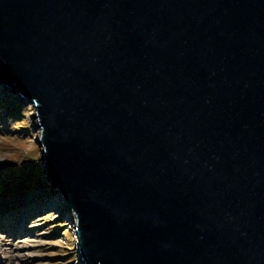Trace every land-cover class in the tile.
<instances>
[{
    "label": "water",
    "instance_id": "water-1",
    "mask_svg": "<svg viewBox=\"0 0 264 264\" xmlns=\"http://www.w3.org/2000/svg\"><path fill=\"white\" fill-rule=\"evenodd\" d=\"M0 86L82 264H264V0H0Z\"/></svg>",
    "mask_w": 264,
    "mask_h": 264
},
{
    "label": "rangeland",
    "instance_id": "rangeland-1",
    "mask_svg": "<svg viewBox=\"0 0 264 264\" xmlns=\"http://www.w3.org/2000/svg\"><path fill=\"white\" fill-rule=\"evenodd\" d=\"M20 100L16 93L5 92L0 86V202L18 200L20 208L25 207L22 203L26 199L39 204L33 207L34 216L24 225L22 238L7 236L9 232L0 229V255L4 264H82L70 221L74 217L63 214L42 173L34 108L25 100L20 105ZM22 219L20 216L11 223L12 230L20 232L16 223ZM4 222L0 220L3 226Z\"/></svg>",
    "mask_w": 264,
    "mask_h": 264
},
{
    "label": "bare ground",
    "instance_id": "bare-ground-1",
    "mask_svg": "<svg viewBox=\"0 0 264 264\" xmlns=\"http://www.w3.org/2000/svg\"><path fill=\"white\" fill-rule=\"evenodd\" d=\"M19 102H20L19 103L20 105L24 104V102L22 100H20ZM45 180H47L46 177H45ZM54 193H55V190H54ZM53 196H55V199H57L58 203L61 204V206L63 208L62 212L63 211L65 212V213L63 212V214H66V213L71 214V212L68 210V207L66 206V204L64 202V199L62 197H60V195L58 193L54 194ZM17 201L18 200L5 199V200L0 202V220L6 221V222H4V223H6L4 225V229L6 231H9L12 235H14L15 237H17L19 239V238H22L21 234H23L22 232H24L23 231L24 225L26 224V222L29 219H31V217L34 216L32 214L33 207L37 206L39 203H36V201H34V200L29 201L28 199H26L22 203L25 205V207L20 208V207H18L19 205H18ZM49 205H51V204L48 203L46 206H49ZM20 216L23 217V219L21 220L20 223H18V222L16 223L18 226L21 227L20 232H19V229H15L13 232H11V228H10L11 223L14 224L15 221H19L18 218L20 219ZM72 218H73V216H72ZM0 225H2V223ZM73 228H74V226H73Z\"/></svg>",
    "mask_w": 264,
    "mask_h": 264
}]
</instances>
